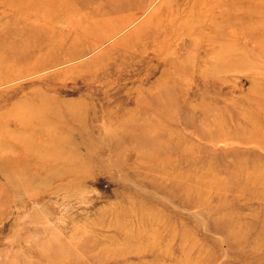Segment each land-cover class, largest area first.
Segmentation results:
<instances>
[{
  "label": "rangeland",
  "instance_id": "rangeland-1",
  "mask_svg": "<svg viewBox=\"0 0 264 264\" xmlns=\"http://www.w3.org/2000/svg\"><path fill=\"white\" fill-rule=\"evenodd\" d=\"M0 264H264V0H0Z\"/></svg>",
  "mask_w": 264,
  "mask_h": 264
},
{
  "label": "bare ground",
  "instance_id": "bare-ground-1",
  "mask_svg": "<svg viewBox=\"0 0 264 264\" xmlns=\"http://www.w3.org/2000/svg\"><path fill=\"white\" fill-rule=\"evenodd\" d=\"M130 22H132V20L127 22V23H130ZM120 28H117L115 31L116 32L119 31ZM157 32H159V31H157ZM106 38H107V36L105 38H101V39L96 40L97 42L95 41L94 45L97 46V45L101 44Z\"/></svg>",
  "mask_w": 264,
  "mask_h": 264
}]
</instances>
